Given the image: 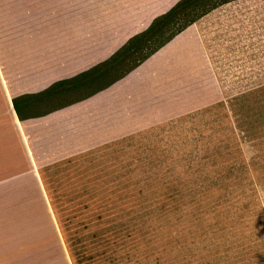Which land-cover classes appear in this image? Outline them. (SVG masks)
I'll return each instance as SVG.
<instances>
[{
	"label": "rangeland",
	"instance_id": "obj_1",
	"mask_svg": "<svg viewBox=\"0 0 264 264\" xmlns=\"http://www.w3.org/2000/svg\"><path fill=\"white\" fill-rule=\"evenodd\" d=\"M169 1L0 0V10H4V17L8 10H146L142 17L146 23ZM220 8L199 25L200 45L197 49L202 51L206 68L193 62L188 77L186 74L180 78L177 75L172 77L170 73L162 76L159 72L167 61L165 55L162 60L157 59L155 65L138 74L136 81L143 76V80H146L147 72H150V82L155 89L149 101L128 102L127 109L147 112L148 117H153L156 109H159L158 117L150 120L156 124L149 125V121L144 123L142 118L121 122L120 119L111 118L108 113L102 115L93 110L107 102L115 103L122 92L129 94L125 91L129 85L104 94L98 99L99 103L93 105L94 108H91L92 105L87 108L94 111V120L90 121L94 124L92 131H89V136H83L86 130L81 127L78 139H82V143H79V150L76 151L79 152L60 160L69 158L73 163L65 168L42 169L57 201L61 220L82 213L76 211L80 207L78 203L85 197L67 193L87 184L83 174L86 172L89 187L116 207L117 213L107 221L117 224L122 230L128 228L130 232L131 228L134 246L140 252L153 254L159 240L162 237L170 240L169 230L172 231L169 249L161 264H264V141L255 145L247 139H238L246 167L237 156L235 160L239 169L234 171L233 179H226L225 189L220 192L209 186L204 187L210 190L212 196L205 195L196 204H192L186 196L163 203V197L158 194L153 196L150 192L165 185L172 190L177 185L165 175L168 172L194 176L199 173L196 171L201 170L202 166L199 165L190 170L186 159L196 157L201 161L204 158L206 137L216 134L215 129L220 128L219 120H224L221 112L197 116L201 109L223 100L229 103L240 92L264 85V0H239ZM51 36L57 40L55 33ZM176 45L187 46L184 43ZM28 54L29 51L26 56L20 53L17 57L21 63L19 65L25 66V71L21 73L25 78L22 76L19 80L15 75L19 71H14L12 63H6L11 75H15L13 81L17 85L21 83V89L38 88L44 81L50 84L57 80L56 74L64 73L60 67L57 68L58 65L56 68L53 65L56 58L61 57L58 52L52 51L47 55L51 65H42L39 60L30 64ZM164 99L167 104L157 103ZM256 124L257 130L264 131L263 117H259ZM65 146L63 149H68ZM231 148L235 150L232 143ZM63 153L66 155L65 151ZM224 159L221 154H216L211 162ZM141 162L143 166L137 164ZM202 169L203 172L212 171L211 166ZM224 171L227 173L226 169ZM144 172L146 176L142 175ZM189 178V188L194 187ZM152 203L158 210L150 216L147 211ZM76 219L90 222L93 218L87 213ZM76 226L71 224L65 228L68 233L84 236L95 232L94 228L88 232L80 228L77 230ZM147 233L149 235L145 236ZM11 238L14 245L23 240L15 239L13 234ZM157 258V253L155 259L142 258V264H160Z\"/></svg>",
	"mask_w": 264,
	"mask_h": 264
},
{
	"label": "crops",
	"instance_id": "obj_2",
	"mask_svg": "<svg viewBox=\"0 0 264 264\" xmlns=\"http://www.w3.org/2000/svg\"><path fill=\"white\" fill-rule=\"evenodd\" d=\"M178 1H169L146 23L142 18L146 10H8L5 17L4 10H0V19L4 17L5 21L0 23V264H72L42 180V169L79 152L76 151L79 150V143H82V139H78L80 128L86 130L83 136H89L94 125L90 122L94 120V111L87 108L90 105L92 108L99 103L100 97L120 86L129 85L125 91L130 93L122 92L115 103L107 102L93 110L102 115L108 113L111 118L120 119L121 122L142 118L144 123L149 121V125L156 124L150 120L158 117L159 109H156L153 117H148L144 111L127 109L128 102L149 101L155 89L150 82V72H147L145 81L144 76L136 81L138 74L155 65L157 59L162 60L165 55L167 61L159 72L162 76L170 73L172 77L177 75L180 78L185 74L188 77L193 62L206 68L202 51L197 49L200 45L198 35L199 25L211 13L187 28L125 78L82 102L44 117L22 121L15 110L14 97L41 92L57 81L74 77L106 61ZM52 33L56 34V41ZM178 43L187 46L179 47L176 45ZM27 51L30 64L39 60L42 65H51L47 55L52 51L58 52L61 57L56 58L53 65L64 70V75L56 74L57 80L50 84L44 81L38 88L21 89V83L17 85L13 79L15 75L19 80L24 77L21 73L25 71V66L19 65L21 63L17 57L20 53L26 56ZM6 63H12L14 71L19 73L11 75ZM29 68L31 66L27 68L28 71ZM133 95L135 98H129ZM140 96L143 98L140 99ZM166 101L164 99L157 103L167 104ZM114 139L117 138L111 140ZM64 144L68 149H63ZM63 151L66 155H62ZM22 208L25 209L19 215L18 211ZM12 234L15 239L23 240L19 244H12Z\"/></svg>",
	"mask_w": 264,
	"mask_h": 264
},
{
	"label": "trees",
	"instance_id": "obj_3",
	"mask_svg": "<svg viewBox=\"0 0 264 264\" xmlns=\"http://www.w3.org/2000/svg\"><path fill=\"white\" fill-rule=\"evenodd\" d=\"M234 1L239 0L178 1L168 12L155 18L146 30L129 39L106 61L74 77L57 81L41 92L14 97L13 102L18 117L22 121L44 117L108 89L140 67L187 28L214 10ZM259 86L240 92L233 96L229 103L223 100L200 110L197 116L216 115V112H221V117L224 120H219L220 128L215 129L216 134L206 137L204 147L206 155L204 158L200 161L196 157H190L186 161L190 170L199 165L203 168L211 166L212 171L203 172L204 170L200 167L201 170L196 171L199 173L194 176L186 173L168 172L165 175H168L169 179L176 182L177 185L172 190H169L167 185L160 189H152L150 192L153 196L158 194L163 197V203L174 202L178 198L182 199L186 196L192 204H196L199 199L210 194V190L204 189V187L209 186L210 189L220 190V192L225 189L226 179L229 177L233 179L234 171L239 169L235 160L237 156H239L241 164L244 165L238 139H241V141L247 139L249 142H254L255 145L264 141V131L256 129L259 117L264 118V85ZM247 117L250 118L247 119ZM259 126L263 127L261 124ZM231 143L235 150H232ZM216 154H221L225 159L221 162L212 163L211 158ZM71 163H73V160L68 158L45 167V170L57 169L62 166L65 168ZM137 164L143 166L142 162ZM244 166L246 167V165ZM225 169L227 173L224 171ZM44 173V170H42V180L72 264H142V258L147 257L150 259L154 257L155 259V253H157L159 263H162V259L165 258L166 251L169 249L172 231L169 230L170 240L163 237L159 240L158 248L156 250V245V252L154 250L153 254L140 252L134 246L133 230L131 228L130 232L128 228L122 230L117 224L107 221L108 218L115 216L117 213L116 207L108 200L105 201V198L100 196L98 191H94L89 187V177L86 172L83 174L84 181L87 184L83 186L84 182L83 187L78 188L79 190L74 191L71 189L67 193H75L80 198L85 197L82 202L78 203L80 207L76 211L82 213L74 217L69 216L65 220L68 223L65 224V221L59 218L57 201H55V196L50 191ZM142 175L146 176L147 174L144 172ZM188 178L193 182L194 187L189 188ZM204 183H206L205 186ZM160 208L161 210L164 209L163 207ZM148 210L147 213L151 216L156 214L158 208L152 203L149 205ZM87 213L93 218L92 221H77L78 216L87 215ZM94 222L95 225H93ZM71 224H77L75 227L77 230L80 228L89 232L91 228H94L95 232L88 236L78 233L71 234L65 228L66 225ZM147 235L149 233L145 234V236Z\"/></svg>",
	"mask_w": 264,
	"mask_h": 264
}]
</instances>
